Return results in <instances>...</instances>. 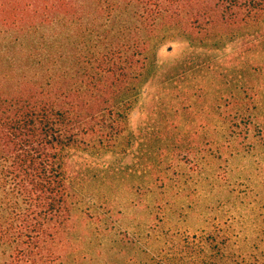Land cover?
<instances>
[{"label": "trees", "instance_id": "16d2710c", "mask_svg": "<svg viewBox=\"0 0 264 264\" xmlns=\"http://www.w3.org/2000/svg\"><path fill=\"white\" fill-rule=\"evenodd\" d=\"M263 16L264 0H0L2 264L63 263L77 174L82 164L117 171L124 156L101 151L125 137L154 40L177 30L203 42ZM239 235L167 230L146 254L152 264H264L262 230L244 247Z\"/></svg>", "mask_w": 264, "mask_h": 264}, {"label": "rangeland", "instance_id": "374dc122", "mask_svg": "<svg viewBox=\"0 0 264 264\" xmlns=\"http://www.w3.org/2000/svg\"><path fill=\"white\" fill-rule=\"evenodd\" d=\"M152 43L125 137L101 151L124 156L117 171L98 153L77 174L62 264H152L146 250L167 230L220 226L240 247L264 233V16L203 42L170 30Z\"/></svg>", "mask_w": 264, "mask_h": 264}]
</instances>
